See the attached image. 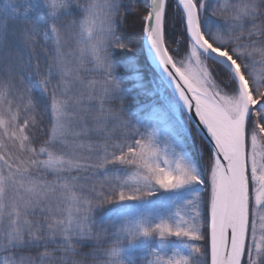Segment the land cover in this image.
<instances>
[{"label": "snow or ice", "instance_id": "1", "mask_svg": "<svg viewBox=\"0 0 264 264\" xmlns=\"http://www.w3.org/2000/svg\"><path fill=\"white\" fill-rule=\"evenodd\" d=\"M258 66L264 0H0V264H264Z\"/></svg>", "mask_w": 264, "mask_h": 264}, {"label": "trees", "instance_id": "2", "mask_svg": "<svg viewBox=\"0 0 264 264\" xmlns=\"http://www.w3.org/2000/svg\"><path fill=\"white\" fill-rule=\"evenodd\" d=\"M220 2H221V3H224L225 0H220ZM257 71H258V72L264 71V67L258 66Z\"/></svg>", "mask_w": 264, "mask_h": 264}, {"label": "rangeland", "instance_id": "3", "mask_svg": "<svg viewBox=\"0 0 264 264\" xmlns=\"http://www.w3.org/2000/svg\"><path fill=\"white\" fill-rule=\"evenodd\" d=\"M189 143L192 144L191 140L189 141ZM197 143H198V142H197ZM192 147H193V148H196V147H197V144H192ZM129 203H131V202H129Z\"/></svg>", "mask_w": 264, "mask_h": 264}]
</instances>
